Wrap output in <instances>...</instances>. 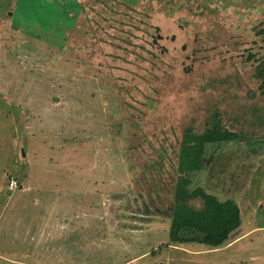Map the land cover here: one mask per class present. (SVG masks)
Masks as SVG:
<instances>
[{
  "label": "rangeland",
  "instance_id": "rangeland-1",
  "mask_svg": "<svg viewBox=\"0 0 264 264\" xmlns=\"http://www.w3.org/2000/svg\"><path fill=\"white\" fill-rule=\"evenodd\" d=\"M114 1L106 39L85 9L70 30L55 0H0V264H264V0ZM214 112L246 139L207 146L192 180L237 227L179 244L178 141Z\"/></svg>",
  "mask_w": 264,
  "mask_h": 264
},
{
  "label": "trees",
  "instance_id": "trees-1",
  "mask_svg": "<svg viewBox=\"0 0 264 264\" xmlns=\"http://www.w3.org/2000/svg\"><path fill=\"white\" fill-rule=\"evenodd\" d=\"M111 1H113V4ZM118 1L128 2V5H123L121 2L124 9H128L127 7H135L133 4L140 0ZM114 2V0H102L100 2L86 0V2L80 3L77 0L62 2L55 0L54 11L57 14L59 11H63L65 20L69 21V25L64 27L70 30L77 22L79 15L85 14L84 9L92 14L88 16L91 23L93 19L99 16L100 21L95 22L94 31L97 35L102 34L107 39L108 32L106 31L108 30L105 28H108L112 14L117 10ZM86 4L93 7L97 5L96 12L98 15L88 9ZM54 22L58 26L60 18H54ZM98 23L102 24L98 25ZM49 29H51V25ZM131 29L133 33L138 31V28L135 27ZM154 30L156 33L152 37L151 44L160 49L161 53H167L168 49L164 43L167 36L160 31L159 25L155 26ZM256 34L263 35L264 38V27L257 30ZM174 35L172 34L168 40L170 41ZM110 47V43L102 42V50L107 51ZM255 77L259 82L260 93L264 96V56L257 60ZM243 139H246L244 133L226 126L217 112L212 113L200 130H196L192 125L183 128L176 153L173 202L170 209L171 216L168 229L172 241L179 244L207 243L214 245V247H220L226 243L231 232L237 227L236 206L231 201H221L217 196L206 192L201 186H196L193 183L192 174L204 167L207 158L205 152L207 146H217ZM193 200H198L200 207L193 206L191 204Z\"/></svg>",
  "mask_w": 264,
  "mask_h": 264
},
{
  "label": "built area",
  "instance_id": "built-area-1",
  "mask_svg": "<svg viewBox=\"0 0 264 264\" xmlns=\"http://www.w3.org/2000/svg\"><path fill=\"white\" fill-rule=\"evenodd\" d=\"M14 187H16V180L12 178L9 182V189H13Z\"/></svg>",
  "mask_w": 264,
  "mask_h": 264
},
{
  "label": "water",
  "instance_id": "water-1",
  "mask_svg": "<svg viewBox=\"0 0 264 264\" xmlns=\"http://www.w3.org/2000/svg\"><path fill=\"white\" fill-rule=\"evenodd\" d=\"M55 99H57V98H55Z\"/></svg>",
  "mask_w": 264,
  "mask_h": 264
}]
</instances>
